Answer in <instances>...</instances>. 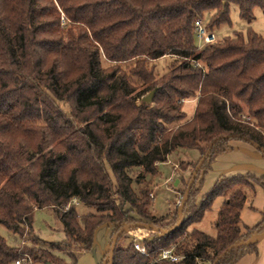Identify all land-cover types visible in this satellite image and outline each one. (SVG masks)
Segmentation results:
<instances>
[{"label":"trees","instance_id":"trees-1","mask_svg":"<svg viewBox=\"0 0 264 264\" xmlns=\"http://www.w3.org/2000/svg\"><path fill=\"white\" fill-rule=\"evenodd\" d=\"M233 4L247 24L256 8L264 14V0H0V225L12 240L0 235V264H68L35 232V212L44 208L65 234L51 247L68 253L91 250L102 225L112 240L125 224L171 229L178 210L157 217L148 182L171 154L196 150L201 160L227 135L264 149V37L249 30L195 45L196 22L213 34L231 24ZM165 56L177 68L158 84L147 64ZM141 87L143 95L157 89L152 104L136 105ZM253 184L223 178L189 205L194 185L181 228L140 239L124 233L113 264H214L230 246L264 233V213L254 228H241ZM218 198L217 235L191 229ZM79 205L93 212L79 215ZM256 243L218 264H235ZM164 251L181 259H162Z\"/></svg>","mask_w":264,"mask_h":264},{"label":"rangeland","instance_id":"rangeland-1","mask_svg":"<svg viewBox=\"0 0 264 264\" xmlns=\"http://www.w3.org/2000/svg\"><path fill=\"white\" fill-rule=\"evenodd\" d=\"M254 15V21L251 24H247L241 19L238 7L234 4L231 5V24H224L215 28L213 36L217 41H221L224 38L233 36L237 32L246 35L249 30H252L264 37V14L260 8H256ZM210 21L211 16H205V25L210 24ZM61 22L62 27H66L67 23L63 14ZM195 45L199 49L205 47L204 43L197 36H195ZM174 59L173 57L165 56L156 61H148L147 70L154 72L156 83L159 84L162 78L177 68V63ZM105 67H107L106 64ZM123 69L126 72H130L133 67L125 66ZM149 93L143 95L142 87L138 88L134 94L136 105L139 106L144 103L143 98ZM139 96L141 97L138 98ZM184 108L187 114L192 116L195 104L194 102H188L184 105ZM222 147V150L214 152L213 156L208 160L206 168L200 172L189 205H198L223 178L241 176L253 180L254 190H247L248 201L241 212V228L244 231L246 228L252 229L263 220L264 184L259 185L256 180L263 179L264 181V154L250 142L239 138L225 141ZM200 158V153L196 150L179 149L169 156L166 163L159 165L156 175L148 176L153 197L150 210L157 217H163L169 213L176 216L190 178ZM223 201L224 199L222 198L216 199L211 209L205 213L203 219L193 224L191 229H197L215 237L217 235L216 221ZM187 207L183 210V218L186 217ZM77 211L79 215L93 212V210L86 209L81 205L78 206ZM34 229L39 238L42 239L43 245L51 249L56 256L68 264H108L113 230L107 225H102L95 231L94 243L91 250L74 249L71 253L51 247L53 243L63 242L65 234L62 224L57 220L50 208L36 210ZM0 235L8 242H12L9 232L1 225ZM125 235L140 239L148 237L150 231L129 230ZM124 243L127 244L128 241L126 240ZM235 264H264V239L259 240L253 250L243 252Z\"/></svg>","mask_w":264,"mask_h":264},{"label":"water","instance_id":"water-1","mask_svg":"<svg viewBox=\"0 0 264 264\" xmlns=\"http://www.w3.org/2000/svg\"><path fill=\"white\" fill-rule=\"evenodd\" d=\"M157 89L153 90L151 93H149L147 96H145L143 98V102L147 103V104H151L153 102L154 96L156 94ZM233 136H222L219 138H216L209 146L208 150L206 151L205 155L202 157V159L200 160V162L198 163L197 167L195 168L190 181L188 183L186 192L184 194V197L182 199V202L178 208V218L179 221L178 223L172 227L171 229H163V228H159L153 224H148V223H136V224H125L123 227H121V229L114 235L113 240H112V244H111V249L109 252V256H108V264H113V257H114V253L117 247V243L119 238L126 232H128L129 230H147L150 232H155V233H159L161 235H170L173 232H175L176 230H178L179 228H181V226L184 223V218L182 217V213L183 210L185 208L186 203L189 200L191 191L197 181L198 175L199 173L202 171V168L204 166V163L206 162V160L210 157L215 145L222 141V140H229V139H233ZM251 144H253L257 149H259L263 154H264V149L261 148L259 145L255 144L254 142H250ZM178 185V183H177ZM264 239V233L262 234H258L256 233L252 239H250L247 242H241L239 244L236 245H232L230 246L228 249H226V251H224L215 261L214 264H218L229 252H231L232 250L245 246V245H249L252 244L254 242H258L259 240ZM50 264V263H47Z\"/></svg>","mask_w":264,"mask_h":264},{"label":"built area","instance_id":"built-area-1","mask_svg":"<svg viewBox=\"0 0 264 264\" xmlns=\"http://www.w3.org/2000/svg\"><path fill=\"white\" fill-rule=\"evenodd\" d=\"M196 27V34L198 39L204 43V45L216 42V38L213 36V34H210L206 31L203 22L201 20H198L195 24ZM136 248L141 251L142 253L145 252L143 248L140 246H136ZM162 259H170L171 261H179L181 257L175 256L172 254L171 251H164L161 255ZM15 264H33L31 259H21L15 262Z\"/></svg>","mask_w":264,"mask_h":264}]
</instances>
